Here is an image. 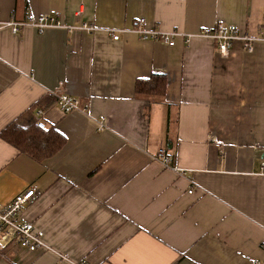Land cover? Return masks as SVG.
Segmentation results:
<instances>
[{"label":"crops","instance_id":"0c3cea01","mask_svg":"<svg viewBox=\"0 0 264 264\" xmlns=\"http://www.w3.org/2000/svg\"><path fill=\"white\" fill-rule=\"evenodd\" d=\"M30 12L100 29L0 30V133L42 110L66 138L38 161L0 134V202L37 186L21 217L53 248L0 245V264H70L57 253L95 264H264V42L247 52L237 41L223 57L210 38L169 46L107 31L143 18L147 29L195 34L223 21L259 35L264 0H0L5 20ZM152 74L167 76L164 96L137 93ZM59 93L88 111H61Z\"/></svg>","mask_w":264,"mask_h":264},{"label":"built area","instance_id":"2783aa9c","mask_svg":"<svg viewBox=\"0 0 264 264\" xmlns=\"http://www.w3.org/2000/svg\"><path fill=\"white\" fill-rule=\"evenodd\" d=\"M145 20L141 18L138 24L133 29H115L107 28V31L113 36L115 40L120 38L122 32L136 33L141 39L145 40H159L169 46H174L179 37L184 38L185 42H189L194 36L210 38L217 42L219 53L223 57L229 56L233 44L240 41L243 48L247 52L255 50V44L264 42V31L259 35L241 34L237 29L223 21H219L212 27L202 28L195 34L184 33L180 30H164L160 27L155 29L145 28ZM34 27L38 31H45L51 28H64L70 31L80 30L87 33H92L100 28L95 24L84 21L78 25L66 26L59 20V18L52 14L35 15L30 12L24 19H3L0 16V30L9 29L12 33L18 34L26 27ZM57 104L61 111L68 113L74 110L87 112L89 104L82 102L79 98H75L67 93H59L57 95ZM39 119L36 124L39 128H47L46 122L43 119V112L39 110L37 113ZM104 117L99 121V126L103 127ZM215 146L221 147L220 143H215ZM157 159L162 164L167 166L170 162L168 152L165 148H161ZM192 192V191H191ZM40 194L37 186H31L27 190L17 194L10 202H0V245L5 246L10 243H16L22 248L30 251H37L39 249L53 250V248L46 242L45 233L37 228L35 224L24 221L21 217L23 209L28 206L32 199ZM61 260L69 262L70 264H95L88 260L74 261L66 255L57 253ZM103 264V263H97Z\"/></svg>","mask_w":264,"mask_h":264},{"label":"trees","instance_id":"16d2710c","mask_svg":"<svg viewBox=\"0 0 264 264\" xmlns=\"http://www.w3.org/2000/svg\"><path fill=\"white\" fill-rule=\"evenodd\" d=\"M136 91L143 95L164 96L167 91V76L152 74L147 78H139L136 82ZM0 134L5 141L38 161L56 154L66 141L65 136L55 126L42 129L35 121L28 124L15 121Z\"/></svg>","mask_w":264,"mask_h":264}]
</instances>
